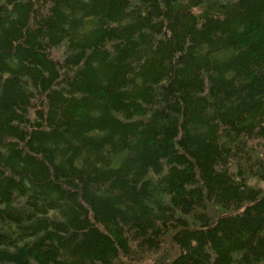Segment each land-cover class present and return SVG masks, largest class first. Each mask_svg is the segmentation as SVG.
Returning a JSON list of instances; mask_svg holds the SVG:
<instances>
[{"label":"trees","instance_id":"1","mask_svg":"<svg viewBox=\"0 0 264 264\" xmlns=\"http://www.w3.org/2000/svg\"><path fill=\"white\" fill-rule=\"evenodd\" d=\"M0 264H264V0H0Z\"/></svg>","mask_w":264,"mask_h":264},{"label":"rangeland","instance_id":"2","mask_svg":"<svg viewBox=\"0 0 264 264\" xmlns=\"http://www.w3.org/2000/svg\"><path fill=\"white\" fill-rule=\"evenodd\" d=\"M124 154H122L120 157H119V160L123 157Z\"/></svg>","mask_w":264,"mask_h":264}]
</instances>
